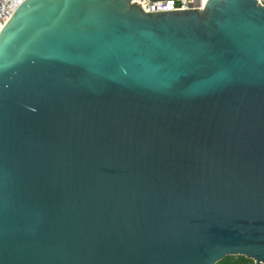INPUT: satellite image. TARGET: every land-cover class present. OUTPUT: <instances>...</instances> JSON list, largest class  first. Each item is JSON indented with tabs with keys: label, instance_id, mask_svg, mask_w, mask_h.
Returning <instances> with one entry per match:
<instances>
[{
	"label": "water",
	"instance_id": "obj_1",
	"mask_svg": "<svg viewBox=\"0 0 264 264\" xmlns=\"http://www.w3.org/2000/svg\"><path fill=\"white\" fill-rule=\"evenodd\" d=\"M264 264V4L23 0L0 31V264Z\"/></svg>",
	"mask_w": 264,
	"mask_h": 264
},
{
	"label": "built area",
	"instance_id": "obj_2",
	"mask_svg": "<svg viewBox=\"0 0 264 264\" xmlns=\"http://www.w3.org/2000/svg\"><path fill=\"white\" fill-rule=\"evenodd\" d=\"M23 0H0V31ZM142 3L146 11L203 8L207 0H132ZM264 4V0H259Z\"/></svg>",
	"mask_w": 264,
	"mask_h": 264
},
{
	"label": "trees",
	"instance_id": "obj_3",
	"mask_svg": "<svg viewBox=\"0 0 264 264\" xmlns=\"http://www.w3.org/2000/svg\"><path fill=\"white\" fill-rule=\"evenodd\" d=\"M215 264H254V260L241 254H228Z\"/></svg>",
	"mask_w": 264,
	"mask_h": 264
}]
</instances>
